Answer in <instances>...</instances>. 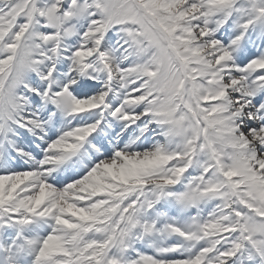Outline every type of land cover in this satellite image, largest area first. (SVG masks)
<instances>
[{"label":"snow or ice","instance_id":"snow-or-ice-1","mask_svg":"<svg viewBox=\"0 0 264 264\" xmlns=\"http://www.w3.org/2000/svg\"><path fill=\"white\" fill-rule=\"evenodd\" d=\"M0 264H264V0H0Z\"/></svg>","mask_w":264,"mask_h":264}]
</instances>
